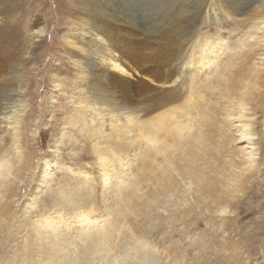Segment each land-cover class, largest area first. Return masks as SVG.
Here are the masks:
<instances>
[{
    "label": "bare ground",
    "instance_id": "obj_1",
    "mask_svg": "<svg viewBox=\"0 0 264 264\" xmlns=\"http://www.w3.org/2000/svg\"><path fill=\"white\" fill-rule=\"evenodd\" d=\"M77 1L45 99L67 102L47 114L41 159L26 91L2 97L0 58L8 263L264 264V0H171L173 33L145 31L138 0Z\"/></svg>",
    "mask_w": 264,
    "mask_h": 264
},
{
    "label": "rangeland",
    "instance_id": "obj_2",
    "mask_svg": "<svg viewBox=\"0 0 264 264\" xmlns=\"http://www.w3.org/2000/svg\"><path fill=\"white\" fill-rule=\"evenodd\" d=\"M132 2L133 0H131ZM77 5V0H0V58L4 59L10 79L2 88L1 94L3 98L10 97L11 94L16 92L13 89H18V86L26 91L28 109L31 106L34 108V111L30 113V125L26 131L30 137L29 142L32 145L36 160L41 159L46 151H49V145L53 138L51 134L52 123H49L47 114L54 112V105L58 106L67 102L63 92H59L61 99H58V101L52 99L50 103H47L48 100L45 99L50 98L53 91L52 72L56 63L57 50L69 33L73 32V20L79 15ZM171 5V0H138L132 4L133 7L131 8H135L136 12H139V23H142L141 25L145 31L147 29H164L169 32L172 25L165 24L171 21L165 20L169 17L168 13ZM143 15L145 18L141 19ZM39 27L44 28V32L40 37L42 38V44L35 50V44L39 40L35 36V28ZM207 30L209 29L205 27L203 33H206ZM210 32H213L212 28ZM210 32H207V35H210ZM10 142L9 139L5 144H1L0 140V153L5 150L4 148L10 147ZM19 150H12L10 152L11 156L17 154ZM68 151L66 150V152ZM6 155H9L8 152H6ZM86 160L78 162L84 164ZM66 161L71 162L72 159H66ZM39 166L35 170L36 173L40 170ZM58 172L56 169L51 175L56 176ZM30 180L31 178L28 175L20 180L19 185L20 187L23 186V189H20V193L18 192L14 197V209L20 204V197L28 194L30 186H32L29 183ZM47 189V187H44V191L39 193L40 198L47 193ZM0 195H2L1 187ZM31 212L32 210L29 209L26 215H30ZM32 215L34 214L30 216ZM208 228V224L204 221L199 231L203 232ZM154 229L156 231H153V237L159 232V226L156 225ZM8 230V228L0 229V264H7L8 261H11L10 258L16 250L14 247L10 248L9 253L5 250L4 243L6 242L5 237ZM198 237V235L195 236V238ZM182 239L184 245L185 242L190 240L189 237H187V241L183 237ZM195 261L198 260L195 259ZM97 264L113 263L109 260Z\"/></svg>",
    "mask_w": 264,
    "mask_h": 264
}]
</instances>
